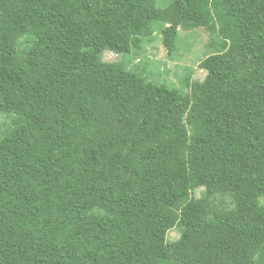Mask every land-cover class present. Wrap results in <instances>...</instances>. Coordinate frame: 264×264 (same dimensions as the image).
Listing matches in <instances>:
<instances>
[{
	"label": "trees",
	"instance_id": "trees-1",
	"mask_svg": "<svg viewBox=\"0 0 264 264\" xmlns=\"http://www.w3.org/2000/svg\"><path fill=\"white\" fill-rule=\"evenodd\" d=\"M203 27L188 92L124 61ZM0 264H264V0H0Z\"/></svg>",
	"mask_w": 264,
	"mask_h": 264
},
{
	"label": "rangeland",
	"instance_id": "rangeland-1",
	"mask_svg": "<svg viewBox=\"0 0 264 264\" xmlns=\"http://www.w3.org/2000/svg\"><path fill=\"white\" fill-rule=\"evenodd\" d=\"M172 0H157L161 7H167ZM209 32L203 28L187 30L180 28L178 45L179 48L172 54H168L164 46L160 31L144 43V48L137 52L123 54L125 63L130 68L140 70V74L148 80L157 83H167L170 86L178 87L188 92L186 85L187 78L202 81L207 75V70L200 66L201 61L209 54L217 51L211 46ZM122 54L106 50L103 52V59L106 61H123ZM204 188L195 191L200 196ZM180 236L179 227L170 230L169 241H175Z\"/></svg>",
	"mask_w": 264,
	"mask_h": 264
}]
</instances>
